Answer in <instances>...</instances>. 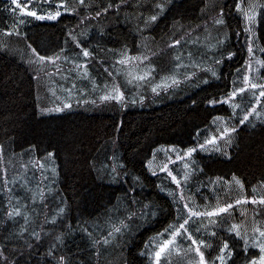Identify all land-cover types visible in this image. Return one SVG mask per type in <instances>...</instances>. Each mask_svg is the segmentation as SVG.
<instances>
[{"label": "trees", "instance_id": "16d2710c", "mask_svg": "<svg viewBox=\"0 0 264 264\" xmlns=\"http://www.w3.org/2000/svg\"><path fill=\"white\" fill-rule=\"evenodd\" d=\"M95 2L106 6L108 3H119V0ZM234 2L235 0H173L171 11L146 30L143 37L138 34L137 18L141 11L148 14L147 6L151 0H143L146 6L144 9L135 7L137 0H127L118 13L113 8L99 17L93 9H80L81 15L63 13L56 21H36L24 17L27 23L17 27L25 38H18L15 35L7 36L5 32L12 30L19 14L13 16L11 0H0V46H7L6 51H0V145L4 148L3 160L0 161V193L5 190L2 180L5 170L9 180L17 181L15 186L10 184L9 187L13 188L12 194L19 197L21 203L29 200L31 194L27 188L30 187L33 193L43 190V204L38 195L35 205L29 203L28 230L41 231L43 226L45 232L51 233H42L44 238L40 245L29 249L24 239L13 235V232L18 231L17 224L9 221L4 225L7 197L0 195V248H5L10 259L18 258L19 264H49L47 250L50 244L55 243L54 237L61 235L63 244L58 247V253L68 257L69 264H150L140 252L145 251L144 244L150 237L175 221V208L167 193L178 191L171 178L159 171L156 161L153 162V167L157 174H151L148 162L152 160V153L161 147L186 149L202 143L207 136L218 135L217 129L223 125L214 120L217 116L237 127L232 144L227 148L231 159L220 153L198 150L194 154L197 164L191 167V176L185 190L194 192L202 188L210 191V199L200 205H215L217 197L221 204L229 198L234 201L241 193L235 185L224 191L227 185L223 181H231L232 176L236 175L244 183L243 195L251 199L254 187L257 197L264 194V123L261 122L264 120V98L259 106L262 114L260 119L253 115L243 125L238 122L244 114L241 109L233 110L226 104H208V100L219 99L232 88L233 77H237V86L240 85L242 76L235 69L243 68L248 59L246 40L242 33L243 22L233 7ZM224 5H227L225 12L228 24L226 48L236 55L220 67L219 71L223 74L221 80L210 79L208 84H201L199 87L191 83L182 84L174 93H162L154 99L150 89L137 91L134 87L121 85L129 99L134 96L139 98L141 94L148 97L144 106L130 105L123 109L114 102L101 103L97 99L99 94H83L84 91L76 89L72 94L77 96L68 101L72 104L70 109L42 113L41 109H55L67 100L68 92L57 90V87L72 90L74 83H79L75 77L83 69L73 70V61L86 64L87 71H91L95 79L101 80L106 75V69H114L115 60L119 58L117 53L125 46L131 50L132 55L148 52L151 56L153 51L160 52L163 49L164 54L152 57L159 64L156 74L159 79L160 72L167 70L166 74L172 64L170 54L173 50L168 49L167 44L171 42L173 35L178 38L192 33L195 37L201 31L197 29V25L203 26L206 21H210L219 7ZM44 7L47 9L48 6ZM82 16H88L89 19L81 23ZM258 21L255 28V59L264 60V51H261L264 49V18L258 17ZM70 29H75L74 34L84 33L79 38L82 46L91 53L88 58L83 57L69 37ZM194 29L197 32H193ZM236 32H241V35L236 36ZM212 34L216 35L215 29ZM201 37L204 39V34ZM29 43L44 55H52L65 48L67 51L63 56L68 57V60L62 58L57 61L60 72H56V67L50 63L43 68L29 64V58L34 59L27 47ZM190 43L184 45L189 47ZM137 45L147 47L137 48ZM255 59L251 61L253 77L264 75V68H260ZM257 68L259 72L256 71ZM200 75L208 78L207 74ZM243 95L245 98L242 100L238 96L237 102L241 103L242 108H246L251 94ZM84 99H97V103L85 104ZM33 145L37 150L29 151ZM48 151L55 155L43 160L46 165L44 175L49 177L43 180L41 172L33 168L30 161L34 162L45 156ZM114 154L118 157L116 162L124 167L118 169L120 175L117 181L111 182V177L105 174V167L110 168L114 163ZM163 156V152H157L156 160ZM21 164H28V168H22ZM177 164L180 165L181 162ZM172 168L176 174L175 165ZM201 168L203 171H200ZM51 169L55 170V175ZM178 171V178H181L184 170ZM137 177L139 180L135 179ZM217 177L221 181L213 186ZM157 185L165 191H161ZM131 188L135 192H130ZM191 196L199 204V196ZM129 197L137 201L133 205L137 214L147 204L156 213L155 218L137 221L139 227L126 235L120 244L97 246L100 252L97 256L92 240L103 239L102 233L110 227L109 218L114 223L119 216L114 207L124 211ZM261 207L264 206L239 205L231 212L236 222L244 219L241 212H246L248 227L251 228L253 209ZM60 208L64 209L63 214L59 212ZM53 217L57 220L56 225L47 223ZM257 221L264 223L261 217H257ZM194 225L193 228L200 226L199 222ZM85 226L92 231L91 237L83 231ZM201 230L204 235L206 231L203 228ZM25 235L28 241L35 244L31 236L27 233ZM221 235L225 233L221 232ZM204 236L206 241H214L213 238ZM228 238L233 243L240 244L234 237ZM217 241L218 244L219 240ZM208 251L214 256L217 250L212 247ZM236 252H241L239 246ZM254 252L256 250L250 249L249 254ZM171 256L175 257V253ZM234 259L236 264H242L243 255L234 256ZM167 261H170V257ZM164 263L162 260L161 264ZM170 263L175 264V260Z\"/></svg>", "mask_w": 264, "mask_h": 264}, {"label": "snow or ice", "instance_id": "6c2138e0", "mask_svg": "<svg viewBox=\"0 0 264 264\" xmlns=\"http://www.w3.org/2000/svg\"><path fill=\"white\" fill-rule=\"evenodd\" d=\"M127 0H119V3L113 4L108 3L106 6L98 5L95 0H11L10 8L13 16L15 17L17 13L19 18L14 20V25L11 31H6L7 36H17L18 38H25L21 35L18 29V25H24L27 21L24 17L33 18L36 21H56L63 13H70L81 15L80 9H93L96 12V16L99 17L102 14L108 13L109 9L115 8L118 13L121 10V6L125 5ZM173 0H151L150 5L147 6V15L144 11L140 12L137 24L138 34L143 37V33L151 28L153 25L157 24L161 18L165 17L166 13L171 11ZM47 5V9H45ZM135 7L138 9H144L146 6L143 0H137ZM227 5L219 7L217 14L210 18V21H206L203 26L197 25V29L193 32H197L196 36L193 37L192 33H186L180 37L173 35L171 42L167 44V48L173 50L171 55L172 66L171 69L163 75H160L157 79V66L152 63V57L164 54V50L161 49L160 52L153 51L151 56L146 54V52H141L138 55L130 54L127 46L120 50L117 55L118 59L115 60V65H119L120 68H114L113 71H108V75L112 76L113 79L117 76L123 75L126 79L128 85L134 87L139 91L141 88L150 89L153 99L159 97L163 94L174 93L177 89L181 87L182 84H193V86L199 87L201 84H208L210 79L221 80L223 74L219 71L220 67H223L225 61H231L236 55L235 52L230 51L226 48L228 41V24H227V14L225 8ZM235 11L240 15L243 27L242 33L244 34L246 40V50L248 53V59L244 62L243 68H236L235 72L242 76V80L239 86H237V77L232 79V88L227 91L219 99L208 100L209 105L226 104L233 110L241 109L244 114L242 118L239 119V124L243 125L245 122L249 121V118L253 115L257 119H260L261 113L257 111V107L261 104L262 98H264V75H257L253 77V66L251 61L255 59L254 46L256 44V25L258 24V17L264 18V0H235L233 5ZM7 10V9H6ZM89 19L88 16H82L81 23ZM178 23V22H177ZM142 25V26H141ZM79 27V25H77ZM215 29L216 35L212 34V30ZM75 29L69 30V37L72 39L76 48L80 50L83 57L88 58L91 53L87 50L85 46H82L80 42V36L84 33L74 34ZM201 34H204V43H200ZM103 35V32H101ZM241 32H236V36H240ZM146 40L147 37H144ZM191 42L197 45L199 48H203L204 51L197 52L194 54L188 51L187 56L184 55L181 49L184 44ZM27 47L31 50V56L29 58V64H36L39 68H43L46 64H52L56 67V72H60L61 68L57 65V61L62 58L67 61L68 57L63 56V53L67 51L65 48H61L59 52L53 53L52 55L41 54L32 44H28ZM147 45H137V48H146ZM7 46H0V51H6ZM112 51V49H109ZM264 51V49H261ZM199 57V58H197ZM255 63L260 67L264 68V60L255 59ZM83 69L82 73L78 74L81 78H88V71L86 64H80L77 61H73V70ZM123 70V71H122ZM259 72V68L256 69ZM207 74L208 78L202 77L200 74ZM52 75V73H48ZM76 86L73 85V88ZM97 85L93 82V91H95ZM105 91L103 94L99 95L97 99L101 103L114 102L123 109L127 106H134L139 104L144 106L145 100L148 99L147 96L143 94L139 98L135 96L131 99L128 98L126 92L121 89L118 84H114L111 89H108V85H104ZM69 91V96L66 101L62 102V106L56 107L55 109L43 108L42 113H49L52 111L62 112L64 109H70L72 104L68 101L71 100V90ZM250 93L249 104L246 108H242L241 103L237 102V97L240 96L243 100L245 97L243 94ZM55 95V93H53ZM97 99H84L83 103L93 104L97 103ZM235 115V111L233 112ZM215 121L222 122V127L217 129L218 135H211L205 137L202 143H198L192 147L186 149L177 150L174 146L165 149L161 147L158 150L153 151L152 160L148 162L149 171L153 176L157 174L155 168L153 167V162L157 159V152H163L165 155V161L158 164L160 172L166 173L168 177L171 178V182L176 185L178 191H168V195L172 198L173 206L175 208V221L168 224L163 231L157 232L154 236L149 238V241L144 244L145 251H141L140 255L146 257L150 264H161L162 260L165 264H169L167 257L171 256L173 253L180 255L182 250L183 254L187 257V264H236V259L234 256L243 255L242 264H264V223L258 222L257 217L264 219V207L259 209H253V216L251 218V228L248 227L247 213L241 212V216L245 217L239 222L235 221L232 216L231 210L239 205H259L264 206V194L257 197L255 195L256 188L252 189L253 196L249 199L244 193V183L236 175H233L231 181H223L224 185H227L229 189L233 185L241 193L239 196L232 201L230 198L226 199L223 204L219 203V197H217L218 202L215 205H200L195 202V199L191 195L185 194V188L190 179L191 172L189 169L192 165H196L197 161L194 158V154L197 151H203L207 153H220L231 159V156L227 152V148L231 146L233 141V134L237 132V127L235 125H229L227 120L223 117H214ZM264 123V120L261 121ZM253 127L255 125L253 124ZM199 136V133H197ZM222 142V143H220ZM36 146L33 145L29 151H36ZM4 148L0 145V161L3 160ZM22 155V154H21ZM54 153L51 151L46 152L45 156L37 158L34 162L30 161L32 167L39 170L43 179H49L48 176L44 175V170L46 168L43 160L50 159L54 157ZM174 156V158H173ZM114 163L110 168L105 167V174L111 177V182H116L118 176L120 175L118 169L124 167V165L117 163L118 157L113 155ZM177 162H182L183 165V176L182 180L178 179L179 171L169 168V164H175ZM24 169L28 168V164H21ZM55 175V170L51 169ZM200 171H203L201 168ZM126 175V173H125ZM139 180V178H135ZM4 184V192L0 195L7 197V203L4 205V225L9 221L17 224L18 231L13 232L14 236L22 238L25 240L26 246L31 249L40 245L44 236L50 235V232H45L43 226H41V231H31L28 230V224L30 223L29 218V203L35 205L37 203V195L40 197V203H44L45 193L40 190L38 193H33L32 189L29 187L27 191L31 194L29 200L21 203V199L13 195V188L9 185L15 186L17 181L9 180L7 177L6 170L2 177ZM183 181V183H182ZM221 181L220 177L216 178L213 183ZM21 187H26V185H21ZM161 188V191H165L163 187L157 185ZM130 192H135L134 188L129 189ZM127 195V194H126ZM137 201L134 198L129 197L127 200V207L124 211H120L119 208L114 207V211L119 213L116 217L115 222L111 221L109 218L110 227L105 233H102L103 239H93L92 246L96 248V255L99 256L100 252L97 246L103 245L105 247L111 244H120L123 238L131 232H134L139 225L137 221L147 220L148 218H155L156 213L152 210L150 205H144L140 210L139 214L133 207ZM35 210L34 208L32 209ZM59 212L64 213V209L60 208ZM232 217L231 219H228ZM19 218V219H18ZM47 220V218H46ZM207 223H204V221ZM199 222V227L195 228V233H200L201 228L206 231L207 236L219 240V245L217 246L216 254L213 256L208 251L213 247V242L206 241L203 238L194 236L193 230H191V225L193 223ZM47 223L56 225L57 220L55 217L47 220ZM83 231L89 236H92V231L85 226ZM221 232L225 235H221ZM32 237L35 241L33 244L31 241L27 240L26 234ZM228 237H234L236 241L240 244L237 245L229 240ZM55 243L50 244L46 258L49 264H69V258L63 254L58 253V247L63 244V238L61 235L54 237ZM187 242H190L188 244ZM240 247L241 252L237 253L236 248ZM250 249L256 250V252L249 254ZM23 255V252H20ZM0 264H19V259H10L5 248H0Z\"/></svg>", "mask_w": 264, "mask_h": 264}, {"label": "rangeland", "instance_id": "374dc122", "mask_svg": "<svg viewBox=\"0 0 264 264\" xmlns=\"http://www.w3.org/2000/svg\"><path fill=\"white\" fill-rule=\"evenodd\" d=\"M200 43H204V39L201 37V40H200ZM183 50V53H184V55L185 56H187V53H188V51H191V52H193L194 54H196L197 52H202V51H204L203 50V48H199L197 45H194V44H192V43H190L189 44V47H187V46H183V48H182ZM141 52H139V53H137V54H135V55H138V54H140ZM146 54H148V52H146ZM172 62V61H171ZM152 63L154 64V65H156L157 66V68L159 67V64L152 58ZM170 66H172V64L170 65ZM115 68H120V66L119 65H116L115 66ZM170 69H171V67H170ZM169 69V70H170ZM162 70V69H161ZM113 71V73H114V69L112 70ZM123 71V70H122ZM167 70H162L161 72H160V75H163V74H165V72H166ZM96 77V76H95ZM75 80H77V81H79V83H80V81H81V83L79 84V83H74V85L76 86L75 88H72V90L71 89H66V88H63V87H57V90H62L63 92H68L67 93V95L69 96V91L68 90H71V98H75L77 95H73L72 93L76 90V89H78L80 92H82V91H84L83 92V94H92V93H95V94H99V95H101V94H103V92L105 91V88H104V85L105 84H107L108 85V89L110 90L111 89V87L114 85V84H118L120 87H121V85H124V87H131V88H133L132 86H130V85H128L127 84V82H126V79H125V77L123 76V75H121V76H117V77H115V79H113V77L112 76H109L108 75V71L106 72V75H104V76H102V79L100 80H98V79H95L94 78V76H93V73L90 71H88V78H81V76L79 75V74H77V76L75 77ZM93 82H95V84L97 85V88H96V90L95 91H93ZM101 83V84H100ZM91 84V85H90ZM79 85V86H78ZM92 86V87H91ZM143 90H146V89H144V88H141L140 89V91H143ZM260 106V105H259ZM259 106L257 107V111L259 112ZM165 155L163 156V158H161V159H158V160H156V164H160V163H162V162H164L165 161ZM178 163V162H177ZM177 163H175V164H169V168L170 169H172V170H174L172 167H173V165H175V169L176 170H184L183 169V165H182V162H181V164L179 165V164H177ZM46 171H47V169H46ZM189 171L191 172V168L189 169ZM51 172V171H50ZM47 173V175H48V171L46 172ZM174 173H175V171H174ZM44 174H45V170H44ZM182 176H183V174H182ZM182 178V177H181ZM181 178H178V179H181ZM44 180V179H43ZM213 186H216V183H214L213 184ZM227 187L228 186H226V188L224 189V191H226L227 190ZM228 191V190H227ZM185 194L187 195H194V194H196V195H198L199 197H198V203L199 204H202V203H204V201H208L209 199H210V196H211V192L210 191H205V190H203L202 188L200 189V190H197V191H194V192H191V191H187V190H185ZM193 227H195V225H194V223L191 225V230H193V232H194V230H195V228H193ZM204 235H207L206 234V232L204 233ZM204 235H202V230L200 231V233H195L194 232V236H196V237H200V238H203V239H205V236ZM214 239V241H215V238H213ZM217 239H216V241H215V244H214V246H213V249L214 250H217V246L219 245V243L217 244ZM188 244H190V242H187ZM110 246V245H109ZM108 246V247H109ZM111 246H114V245H112L111 244ZM170 257V261H168L169 262V264H171L170 262L174 259L175 260V264H187V257L183 254V250H182V252H181V254L180 255H177L176 253H175V257H173V256H169ZM169 257H167V259H169ZM165 262V261H164ZM165 264V263H164Z\"/></svg>", "mask_w": 264, "mask_h": 264}, {"label": "bare ground", "instance_id": "6f19581e", "mask_svg": "<svg viewBox=\"0 0 264 264\" xmlns=\"http://www.w3.org/2000/svg\"><path fill=\"white\" fill-rule=\"evenodd\" d=\"M4 42V41H3ZM41 93V92H40ZM3 187V186H2ZM226 187V186H225ZM195 189V188H194ZM4 191V190H3ZM261 194V193H260ZM245 210V209H244ZM28 239V238H27Z\"/></svg>", "mask_w": 264, "mask_h": 264}]
</instances>
